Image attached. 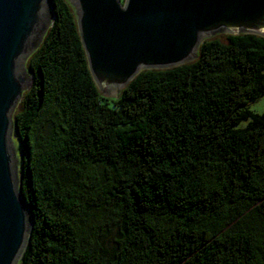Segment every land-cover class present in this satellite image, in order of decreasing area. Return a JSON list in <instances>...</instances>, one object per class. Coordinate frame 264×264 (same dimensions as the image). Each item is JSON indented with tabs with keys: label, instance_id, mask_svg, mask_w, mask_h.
<instances>
[{
	"label": "trees",
	"instance_id": "1",
	"mask_svg": "<svg viewBox=\"0 0 264 264\" xmlns=\"http://www.w3.org/2000/svg\"><path fill=\"white\" fill-rule=\"evenodd\" d=\"M52 3L14 116L32 216L20 264H264V113L248 109L264 38L205 40L105 98L72 5Z\"/></svg>",
	"mask_w": 264,
	"mask_h": 264
},
{
	"label": "water",
	"instance_id": "2",
	"mask_svg": "<svg viewBox=\"0 0 264 264\" xmlns=\"http://www.w3.org/2000/svg\"><path fill=\"white\" fill-rule=\"evenodd\" d=\"M67 1L92 79L105 98L115 97L143 71L194 62L208 35L264 38V0ZM51 14L53 21L52 0H0V264H20L32 230L18 183L20 151L12 119L32 84L23 62L42 43Z\"/></svg>",
	"mask_w": 264,
	"mask_h": 264
},
{
	"label": "rangeland",
	"instance_id": "3",
	"mask_svg": "<svg viewBox=\"0 0 264 264\" xmlns=\"http://www.w3.org/2000/svg\"><path fill=\"white\" fill-rule=\"evenodd\" d=\"M123 1V0H122ZM74 9V8H73ZM75 11V10H74ZM51 21H52V14H51V19H50V23L44 33V35L42 36L41 40H43V38L45 37L46 33L48 32L49 30V27L51 25ZM224 35H228V33L226 32H218V33H214V34H211V35H208L206 37H204V40H209V39H214L216 37H220V36H224ZM39 41V42H40ZM38 45V44H37ZM37 47V46H36ZM36 47L30 52V54H28L27 58L25 59V61L23 62V71L25 73V75L27 76H30L29 72H28V61L32 55V53L36 50ZM25 93V92H24ZM23 93V94H24ZM121 93V91H118V92H114L112 94V96H115L117 97L119 94ZM22 94V95H23ZM102 95V94H101ZM115 97H112V98H115ZM19 107H20V104H18L16 107H15V110H14V113H13V119H12V133L18 143V147H19V151H20V162H19V169H18V183L20 182L19 179H20V169H21V163H22V158H21V143H20V140L19 138L15 135V128H14V116L15 114L18 112L19 110ZM248 109L253 112V113H256V114H262L264 113V96H262L261 98H259L258 100L254 101V102H251L250 105L248 106ZM248 121H243L241 124H240V127H245L247 125ZM110 238V237H109ZM108 238V239H109ZM21 261V259H20Z\"/></svg>",
	"mask_w": 264,
	"mask_h": 264
},
{
	"label": "bare ground",
	"instance_id": "4",
	"mask_svg": "<svg viewBox=\"0 0 264 264\" xmlns=\"http://www.w3.org/2000/svg\"><path fill=\"white\" fill-rule=\"evenodd\" d=\"M25 61V60H24ZM112 92H114V91H112ZM20 259H21V256H20Z\"/></svg>",
	"mask_w": 264,
	"mask_h": 264
}]
</instances>
